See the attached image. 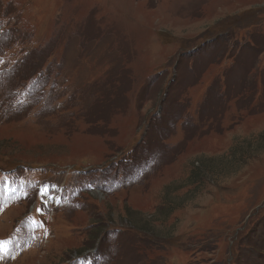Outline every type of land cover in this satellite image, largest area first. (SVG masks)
Masks as SVG:
<instances>
[{
  "label": "rangeland",
  "instance_id": "1",
  "mask_svg": "<svg viewBox=\"0 0 264 264\" xmlns=\"http://www.w3.org/2000/svg\"><path fill=\"white\" fill-rule=\"evenodd\" d=\"M0 264H264V0H0Z\"/></svg>",
  "mask_w": 264,
  "mask_h": 264
},
{
  "label": "trees",
  "instance_id": "2",
  "mask_svg": "<svg viewBox=\"0 0 264 264\" xmlns=\"http://www.w3.org/2000/svg\"><path fill=\"white\" fill-rule=\"evenodd\" d=\"M205 170H207V167L205 166Z\"/></svg>",
  "mask_w": 264,
  "mask_h": 264
}]
</instances>
